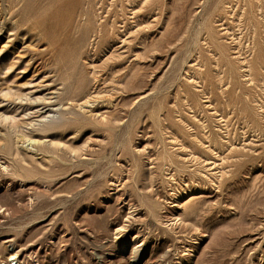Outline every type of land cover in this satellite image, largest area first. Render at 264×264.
Masks as SVG:
<instances>
[{
    "label": "rangeland",
    "instance_id": "374dc122",
    "mask_svg": "<svg viewBox=\"0 0 264 264\" xmlns=\"http://www.w3.org/2000/svg\"><path fill=\"white\" fill-rule=\"evenodd\" d=\"M0 161V264H264V0H0Z\"/></svg>",
    "mask_w": 264,
    "mask_h": 264
},
{
    "label": "bare ground",
    "instance_id": "6f19581e",
    "mask_svg": "<svg viewBox=\"0 0 264 264\" xmlns=\"http://www.w3.org/2000/svg\"><path fill=\"white\" fill-rule=\"evenodd\" d=\"M66 4H67V1H65L64 2V4H63V6L64 7H66ZM23 140V139H22ZM1 162V161H0ZM1 164V163H0ZM0 167L1 168H7L6 166H4L3 164L2 165H0ZM4 207L0 204V210H2ZM5 211H6V209H5ZM185 223V220H182V224H184ZM125 228H127V227H122L120 230H119V232L120 233H122V232H124L125 231ZM132 253V255H135V256H137L138 255V252H137V250L136 249H133V251L131 252L127 247H125V246H123L122 247V253L120 254L121 256H125V255H130ZM117 256V255H116ZM13 257V259H12V261H15L16 262V264H19V261H17V257H18V254H15V255H13L12 256ZM164 259L165 258H168V254H166L164 257H163ZM135 261L137 260V259H134Z\"/></svg>",
    "mask_w": 264,
    "mask_h": 264
}]
</instances>
